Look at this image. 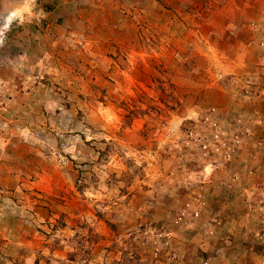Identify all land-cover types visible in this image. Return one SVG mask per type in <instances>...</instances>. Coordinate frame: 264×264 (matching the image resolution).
I'll list each match as a JSON object with an SVG mask.
<instances>
[{
	"label": "rangeland",
	"instance_id": "1",
	"mask_svg": "<svg viewBox=\"0 0 264 264\" xmlns=\"http://www.w3.org/2000/svg\"><path fill=\"white\" fill-rule=\"evenodd\" d=\"M0 264H264V0H0Z\"/></svg>",
	"mask_w": 264,
	"mask_h": 264
}]
</instances>
